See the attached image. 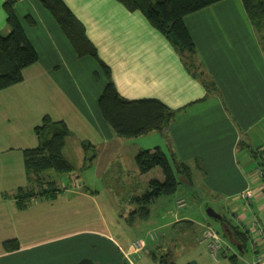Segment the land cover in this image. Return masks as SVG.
I'll return each mask as SVG.
<instances>
[{
    "label": "crops",
    "instance_id": "crops-1",
    "mask_svg": "<svg viewBox=\"0 0 264 264\" xmlns=\"http://www.w3.org/2000/svg\"><path fill=\"white\" fill-rule=\"evenodd\" d=\"M63 1L110 67L120 95L160 99L176 114L167 128L117 135L98 106L106 82L98 62L77 56L39 0H18L14 10L38 59L23 68L20 82L0 89V264H79L83 259L162 264L160 258L172 264H248L263 255L264 241L253 221L264 226L259 171L264 162V30L243 0H220L185 16L200 62L196 72L139 10L118 0ZM8 31L0 0V33ZM207 82H213L212 88ZM44 115L66 123L69 133L61 153L67 161L72 157L82 168H97L100 156L107 154L106 167L124 151L135 159L138 151L159 146L189 167L190 182L180 178V183L193 190L194 179H199L198 192L205 197L200 200L195 192L189 199L177 189L159 195L146 216L135 212L130 218L136 204L127 211L114 208L104 202L115 200L113 188L103 187L112 192L104 198L101 189L86 186L83 178L75 189H44L28 196L35 177L27 172L24 150L38 145L35 126ZM133 169L146 187L151 170L140 173L136 162ZM156 175L163 179L162 172ZM43 180L54 183L52 176ZM247 189L252 191L249 204L240 196ZM143 192L133 191L130 199ZM204 200L217 204L226 213H219L221 218L246 233L243 249L225 224L215 226L204 217ZM208 208L216 211L208 206L206 213ZM206 224L225 232L235 251L214 258L200 240ZM7 240L16 248H5ZM257 264H264V258Z\"/></svg>",
    "mask_w": 264,
    "mask_h": 264
},
{
    "label": "trees",
    "instance_id": "trees-1",
    "mask_svg": "<svg viewBox=\"0 0 264 264\" xmlns=\"http://www.w3.org/2000/svg\"><path fill=\"white\" fill-rule=\"evenodd\" d=\"M18 0H3V9L6 22L9 26L7 34L0 33V89L20 82L23 79L22 70L38 59V52L29 40L14 7ZM51 13L64 34L71 42L77 56H91L103 72L106 82L98 97V106L103 117L113 128L115 133L123 137H133L155 129L167 128L174 118L176 111L169 108L157 98L128 99L120 95L111 78L110 67L99 57L96 46L87 37L84 25L73 14L63 0H39ZM131 11L139 10L148 22L167 37L173 46L179 50L185 65L189 70L196 72L200 67L197 51L193 38L185 24V16L220 0H118ZM249 14L255 5L264 12V3H254L252 0H243ZM27 20L34 24V19L27 15ZM95 72V76H96ZM207 88L213 82L206 83ZM39 137L37 146L24 150V162L29 175L36 181L43 180L41 171L53 168L66 171L72 165L63 157L61 149L69 129L63 120H54L49 115H44L35 126ZM135 162L140 173H146L159 167L163 179L150 178L147 189L140 195L130 199L136 204L137 209L132 211L130 218L136 212L140 216L149 213V205L162 194L174 193L185 179L190 182V169L181 160L173 155H167L161 147L153 146L142 149L135 155ZM264 182V162L261 166ZM50 191V190H48ZM43 193V192H42ZM30 195V190L27 191ZM220 222L225 224L232 232L235 241L242 249L247 242V235L237 225L232 224L224 216ZM222 235L227 238L225 232ZM230 242V241H229ZM231 243V242H230ZM232 244V243H231ZM5 248L14 249L13 240L4 242ZM233 245V244H232ZM162 264L168 263L166 259H159ZM79 264H93L88 259H83Z\"/></svg>",
    "mask_w": 264,
    "mask_h": 264
},
{
    "label": "rangeland",
    "instance_id": "rangeland-1",
    "mask_svg": "<svg viewBox=\"0 0 264 264\" xmlns=\"http://www.w3.org/2000/svg\"><path fill=\"white\" fill-rule=\"evenodd\" d=\"M252 1H254L255 4L258 2L264 3V0H252ZM251 11H252L251 14H249L251 19L258 26H260L261 31L263 32L264 12L260 11L256 5L255 7H253ZM263 44H264V37H263ZM93 153L94 152L92 151L89 152L88 156L92 155ZM106 160H107V154L101 155L97 168L96 167L95 168L94 167L82 168V166H80L77 163L76 159H73L71 157L69 161L72 162L73 164L68 161L72 165V168L70 170L56 171V170H52L53 168L44 169L41 171V176L43 177V179L48 178V176H52L54 183L49 184V183H46L44 180L36 181L33 185V188L32 187L29 188L30 194L32 193L34 194L35 192H38V193L43 192L44 189L50 190L49 192H52V193L55 190L64 191L65 188L75 189L78 186L77 184V186L75 187V182H81L78 180L79 179L82 180L83 178L84 181H86L85 183L86 186L92 189L98 188L102 190L100 192L101 197L106 198L107 196L108 198L109 193H111L110 195H112L111 191L104 192L103 187L109 186L110 188H113L115 192L114 193L115 200H109V199L104 200L103 199L104 202L108 204L109 203L112 204L114 208L118 207L122 209L123 211L124 210L127 211L129 207L135 205V203H133L130 200V196L132 195L133 191L140 192L142 190L143 192L144 190L147 189V184H146V187H144L143 178L135 177L134 169H133V167L135 166V159L133 157L131 158V155L128 154L127 151H124V154L122 157L119 156L114 161H112V163L104 167V163L106 162ZM157 171L161 172L159 167H155L154 169H151L150 173L148 174L149 176L157 178V175H156ZM100 174L102 175L101 177H100ZM178 187L179 188L177 192L179 194H183L186 198L192 199L193 196H195L194 195L195 192H196L195 194L200 198V200H202L205 197V195L202 192L201 193L198 192L202 187L199 182V179H194V184L192 185V187H194L193 190L192 188H189L187 185L182 184V183H180ZM200 200H198V202ZM158 206L159 204H156L154 206V209H156ZM208 206L215 208L217 213H222L224 215L226 213L223 210H221V208L217 204L212 203L211 201H208V202L205 200L203 201L202 211H203L204 217L208 219L213 225L215 226L220 225V221L218 219L207 215L206 208ZM224 239L228 240L227 238H224Z\"/></svg>",
    "mask_w": 264,
    "mask_h": 264
},
{
    "label": "built area",
    "instance_id": "built-area-1",
    "mask_svg": "<svg viewBox=\"0 0 264 264\" xmlns=\"http://www.w3.org/2000/svg\"><path fill=\"white\" fill-rule=\"evenodd\" d=\"M259 171L260 174L262 175L261 169H259ZM240 196L247 204H249L250 199L252 197V191L250 189L244 190L242 191ZM178 204L182 205L183 199L178 200ZM253 226L255 228L256 235L258 236V238L264 241V226H262L260 222L256 220L253 221ZM155 234L156 233L154 231L150 232L151 237H154ZM200 240L207 244L214 258H217L219 255H228L230 254V250L234 249L233 245L228 240L224 239L217 229H215L209 224H206L204 226ZM254 242L255 241H253V246H254ZM133 244L137 249L141 247V243L138 240H136ZM262 258H264V253L263 255L257 256V259L255 261L250 262L248 264H257L260 260H262Z\"/></svg>",
    "mask_w": 264,
    "mask_h": 264
},
{
    "label": "water",
    "instance_id": "water-1",
    "mask_svg": "<svg viewBox=\"0 0 264 264\" xmlns=\"http://www.w3.org/2000/svg\"><path fill=\"white\" fill-rule=\"evenodd\" d=\"M207 213L212 216V217H216V218H221V215L219 213H217L216 211H214V209L212 208H208L207 209ZM230 235V232H228Z\"/></svg>",
    "mask_w": 264,
    "mask_h": 264
}]
</instances>
